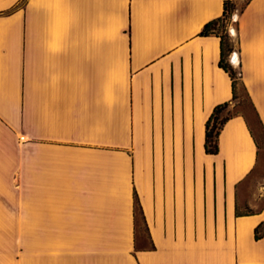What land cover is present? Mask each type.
<instances>
[{
  "label": "crops",
  "instance_id": "crops-1",
  "mask_svg": "<svg viewBox=\"0 0 264 264\" xmlns=\"http://www.w3.org/2000/svg\"><path fill=\"white\" fill-rule=\"evenodd\" d=\"M235 5L236 0H233ZM223 0H0V264H264V206L236 216L258 150L231 99ZM264 127V0L234 16ZM264 191V186L260 188ZM134 193L154 250H136Z\"/></svg>",
  "mask_w": 264,
  "mask_h": 264
},
{
  "label": "trees",
  "instance_id": "trees-1",
  "mask_svg": "<svg viewBox=\"0 0 264 264\" xmlns=\"http://www.w3.org/2000/svg\"><path fill=\"white\" fill-rule=\"evenodd\" d=\"M251 0H247L244 7L238 10L233 0H223L222 15L212 21L207 22L201 29L200 37L215 36L219 39V61L218 67L222 69L230 78L231 81V99L228 102L221 103L214 107L211 115L205 124V140L204 151L208 155L218 154V137L225 124L233 117L240 116L244 119L246 126L254 140L255 146L258 150V156L260 151V141L254 137L250 130L248 123L244 116L236 113L234 115L229 113V107L236 104L242 99V95L246 99L250 110L253 113L255 121L260 129L262 138L264 139V127L258 117V114L250 100L248 92L242 82V73L240 66L234 68L230 62L231 56L235 53V44L230 35L231 29L228 28L229 22L234 18V14L237 12L240 14ZM258 212V211H257ZM257 212H242L240 208H236V216H251ZM134 233H135V249L136 250H154V245L150 240L149 229L146 224L144 215L142 213L141 206L139 204L136 193H134ZM264 237V222L259 224L254 230V240L258 241ZM138 238L142 241L146 238L148 241V247L136 248Z\"/></svg>",
  "mask_w": 264,
  "mask_h": 264
},
{
  "label": "rangeland",
  "instance_id": "rangeland-1",
  "mask_svg": "<svg viewBox=\"0 0 264 264\" xmlns=\"http://www.w3.org/2000/svg\"><path fill=\"white\" fill-rule=\"evenodd\" d=\"M236 7L241 10L247 0H236ZM236 12L234 14L237 15ZM234 18L229 22L228 28L234 29ZM229 113L234 115L239 113L244 116L252 134L260 141V151L258 156V166L255 172L244 182L240 188V204L239 208L242 212H257L264 206V191H260V188L264 186V139L262 138L260 129L255 121L252 111L250 110L248 103L244 96L236 104L229 107ZM148 247V241L145 238L142 241L138 238L136 248Z\"/></svg>",
  "mask_w": 264,
  "mask_h": 264
}]
</instances>
